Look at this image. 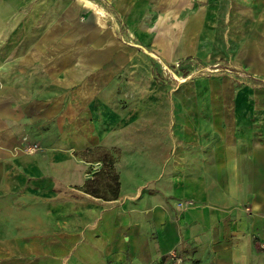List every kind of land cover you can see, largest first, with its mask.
<instances>
[{
    "label": "rangeland",
    "instance_id": "374dc122",
    "mask_svg": "<svg viewBox=\"0 0 264 264\" xmlns=\"http://www.w3.org/2000/svg\"><path fill=\"white\" fill-rule=\"evenodd\" d=\"M88 1L0 0V91L7 90L20 153L41 154L49 190L43 241L27 251L20 229L8 237L12 245L0 236V264H76L72 257L90 227L116 204L76 188L88 179L108 182L102 162H85L80 153L111 150L120 184L128 172L117 138L123 131L132 137L148 119L151 96L171 101L173 117L182 118L184 99L228 100L234 93L237 133L264 140V86L226 69L243 66L264 78V0ZM97 53L103 58L90 60ZM13 199L21 208L20 192ZM174 251L178 262L170 252L166 264H182Z\"/></svg>",
    "mask_w": 264,
    "mask_h": 264
},
{
    "label": "crops",
    "instance_id": "0c3cea01",
    "mask_svg": "<svg viewBox=\"0 0 264 264\" xmlns=\"http://www.w3.org/2000/svg\"><path fill=\"white\" fill-rule=\"evenodd\" d=\"M212 88L217 91L216 84ZM6 92L0 91V236L12 245L8 237L20 229L21 250L30 251L44 238L49 190L41 154L20 153ZM209 97L182 100L188 114L174 118L171 101L151 96L148 119L133 127L132 137L126 131L118 136L128 174L121 175L116 204L99 214L74 263L166 264L168 253L178 250L182 264H264V140L237 133L234 93L228 100ZM202 109L210 114L200 115ZM18 192L21 208L13 199ZM181 201L188 206L180 209Z\"/></svg>",
    "mask_w": 264,
    "mask_h": 264
},
{
    "label": "trees",
    "instance_id": "16d2710c",
    "mask_svg": "<svg viewBox=\"0 0 264 264\" xmlns=\"http://www.w3.org/2000/svg\"><path fill=\"white\" fill-rule=\"evenodd\" d=\"M230 72H234L241 77L250 78V80L256 85H264V79L255 78L251 76L249 73L238 69L234 66H230L226 68ZM187 73L184 71L181 75H186ZM116 153L117 150L113 149ZM89 154H96V158L89 157ZM101 156V158H100ZM81 159L85 162L93 163V162H102V168H107L106 174L108 175V182L99 185H94L96 182L95 179L86 180L80 187H76L78 190H81L84 194L91 195L95 198H100L104 201H112L118 198L119 194V181L118 174L114 171L113 163L114 157L112 156L111 150L103 148L102 146H96L94 148L87 149L80 153ZM97 173V172H96ZM94 175H97V174Z\"/></svg>",
    "mask_w": 264,
    "mask_h": 264
},
{
    "label": "built area",
    "instance_id": "2783aa9c",
    "mask_svg": "<svg viewBox=\"0 0 264 264\" xmlns=\"http://www.w3.org/2000/svg\"><path fill=\"white\" fill-rule=\"evenodd\" d=\"M170 254H171L172 259L176 260L175 263L178 262V254H177V252H175L173 250V251H171Z\"/></svg>",
    "mask_w": 264,
    "mask_h": 264
},
{
    "label": "bare ground",
    "instance_id": "6f19581e",
    "mask_svg": "<svg viewBox=\"0 0 264 264\" xmlns=\"http://www.w3.org/2000/svg\"><path fill=\"white\" fill-rule=\"evenodd\" d=\"M170 7V6H169ZM163 43V42H162Z\"/></svg>",
    "mask_w": 264,
    "mask_h": 264
}]
</instances>
